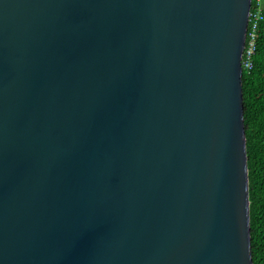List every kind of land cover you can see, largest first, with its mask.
<instances>
[{
  "label": "water",
  "instance_id": "water-1",
  "mask_svg": "<svg viewBox=\"0 0 264 264\" xmlns=\"http://www.w3.org/2000/svg\"><path fill=\"white\" fill-rule=\"evenodd\" d=\"M251 7L0 0V264H252Z\"/></svg>",
  "mask_w": 264,
  "mask_h": 264
},
{
  "label": "trees",
  "instance_id": "trees-1",
  "mask_svg": "<svg viewBox=\"0 0 264 264\" xmlns=\"http://www.w3.org/2000/svg\"><path fill=\"white\" fill-rule=\"evenodd\" d=\"M262 15L253 66L241 76L252 264H264V0Z\"/></svg>",
  "mask_w": 264,
  "mask_h": 264
},
{
  "label": "built area",
  "instance_id": "built-area-1",
  "mask_svg": "<svg viewBox=\"0 0 264 264\" xmlns=\"http://www.w3.org/2000/svg\"><path fill=\"white\" fill-rule=\"evenodd\" d=\"M254 7L250 10L248 16V29L245 39V71L251 70L253 66V56L257 45V30L259 23L263 19L262 15V0H252ZM253 6V4H252Z\"/></svg>",
  "mask_w": 264,
  "mask_h": 264
}]
</instances>
